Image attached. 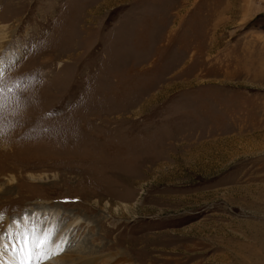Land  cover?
Here are the masks:
<instances>
[{
	"label": "rangeland",
	"instance_id": "374dc122",
	"mask_svg": "<svg viewBox=\"0 0 264 264\" xmlns=\"http://www.w3.org/2000/svg\"><path fill=\"white\" fill-rule=\"evenodd\" d=\"M0 213L78 220L51 264H264V0H0Z\"/></svg>",
	"mask_w": 264,
	"mask_h": 264
},
{
	"label": "snow or ice",
	"instance_id": "6c2138e0",
	"mask_svg": "<svg viewBox=\"0 0 264 264\" xmlns=\"http://www.w3.org/2000/svg\"><path fill=\"white\" fill-rule=\"evenodd\" d=\"M4 216L0 213V223ZM31 217L13 219L8 228L0 231V261L10 257L3 264H51L63 252V241L58 235V227H36ZM15 229V231H9Z\"/></svg>",
	"mask_w": 264,
	"mask_h": 264
},
{
	"label": "bare ground",
	"instance_id": "6f19581e",
	"mask_svg": "<svg viewBox=\"0 0 264 264\" xmlns=\"http://www.w3.org/2000/svg\"><path fill=\"white\" fill-rule=\"evenodd\" d=\"M77 223L78 220L72 221L68 226L61 230L60 233H58L59 237L63 241L62 247L65 246L64 242L68 239V236L71 234L73 228L77 225ZM75 252L76 254L73 255L74 257H71V255H69L71 257V264H110V262L114 264L115 261H118L122 256L121 253H118V251L116 253L114 252L115 254L106 253L104 255H99L97 250L84 251L82 249L77 248ZM62 259L57 260L56 263L60 264L59 261H61Z\"/></svg>",
	"mask_w": 264,
	"mask_h": 264
}]
</instances>
